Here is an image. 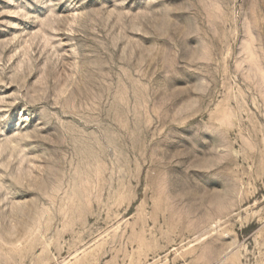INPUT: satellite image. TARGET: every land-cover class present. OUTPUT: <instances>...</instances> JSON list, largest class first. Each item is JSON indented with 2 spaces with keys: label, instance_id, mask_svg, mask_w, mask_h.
<instances>
[{
  "label": "rangeland",
  "instance_id": "rangeland-1",
  "mask_svg": "<svg viewBox=\"0 0 264 264\" xmlns=\"http://www.w3.org/2000/svg\"><path fill=\"white\" fill-rule=\"evenodd\" d=\"M0 264H264V0H0Z\"/></svg>",
  "mask_w": 264,
  "mask_h": 264
}]
</instances>
